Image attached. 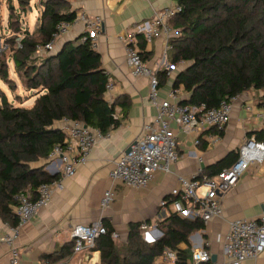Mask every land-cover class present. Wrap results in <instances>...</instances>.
Wrapping results in <instances>:
<instances>
[{"label":"trees","instance_id":"trees-1","mask_svg":"<svg viewBox=\"0 0 264 264\" xmlns=\"http://www.w3.org/2000/svg\"><path fill=\"white\" fill-rule=\"evenodd\" d=\"M174 1L182 12L169 22L177 35L168 39V62L174 69L180 68L171 87L186 95L180 103L203 113L248 91L261 93L264 100V30L258 29L264 21V0ZM18 2L19 7L25 4ZM40 5V27L32 34L25 31L20 47L10 57L17 79L35 92L34 102L30 108L20 102L14 105L0 90V221L11 226L18 225L13 210L16 198L29 194L35 199L41 185L60 177V173L46 171L53 148L65 140L57 128L59 121H76L105 136L121 125L118 110L121 118L127 115L126 97L106 100L109 82L99 54L89 41L81 42V34L36 57L37 47L49 43L56 25L72 23L77 14L62 12L68 7L64 0H42ZM12 15L11 11L10 19ZM137 39V51L146 62L151 53L145 51L143 35ZM8 68L5 58L0 57V80L9 86ZM168 75L166 69L155 73L159 87ZM259 106L264 107V103ZM259 134L256 139L264 143V133ZM235 156L231 152L202 173L209 178L216 176L231 166ZM103 225L107 234L92 250L99 253V264H155L165 249L176 253L177 264H186L189 250L176 246L187 243L185 232L203 228L199 219L172 213L157 225L161 237L154 243L144 241L141 223L130 224L127 239L117 243L111 237L113 230ZM72 245L63 247V257L71 254Z\"/></svg>","mask_w":264,"mask_h":264},{"label":"crops","instance_id":"crops-1","mask_svg":"<svg viewBox=\"0 0 264 264\" xmlns=\"http://www.w3.org/2000/svg\"><path fill=\"white\" fill-rule=\"evenodd\" d=\"M68 7L64 13L84 11L89 17L102 19L96 52L111 90L105 95L108 102L119 97H126V118L117 116L121 125L109 131L93 147L87 162L78 167L72 177L61 176V166L51 161L46 167L49 174L60 173L62 188L54 192L50 203L40 209L26 224L20 227L16 242L21 264H43L67 262L69 264H99V253L84 251L63 257L61 250L73 242L71 229L79 224L100 222L108 224L119 241L127 239L130 224L147 223L157 229L164 218L173 213L171 191L180 189L178 178L192 179L199 170L202 172L233 152L238 157V150L247 140L254 139L264 125L256 119L255 113L262 108V94L248 91L239 96L232 104L228 124L223 131L206 128L191 131L187 127L173 125L178 160L171 168V174L157 171L153 180L143 189L135 190L121 182L111 183L109 172L119 156L136 140L146 125H152L156 109L149 102V80L144 77L134 78L125 61V46L128 36L132 35L134 46L138 50V35L148 29L154 14L164 6L174 4V0H64ZM81 26L76 25L69 34L60 39L57 48L64 41L73 40L81 34ZM165 40L155 39L146 44L145 51L151 53L146 63L156 73L168 70L166 83L160 87V97L165 99L171 90L173 81L180 69H174L168 62L169 51L165 52ZM180 101L186 97L180 89ZM122 102V101H121ZM128 103V104H127ZM264 136V135H263ZM211 137L219 141L211 142ZM232 158V157H231ZM198 159H201L199 162ZM234 161V162H235ZM233 162V163H234ZM232 163V164H233ZM231 164V165H232ZM106 190L114 193V199L107 209L100 208V200ZM165 201L166 207L160 202ZM222 218L213 219L202 229L184 233L187 243L180 242L176 248L189 250L205 247L221 263L223 244L217 236L223 237L230 222L247 219L254 220L264 213V162L249 168L239 179L235 187L225 195L222 201ZM184 218V217H183ZM6 223H1L2 227ZM11 226V225H10ZM104 226V225H103ZM105 227V226H104ZM148 243V242H147ZM176 254V253H175ZM0 264H9L5 246L0 245ZM155 264H162L160 258ZM243 264H264V253L256 260H247Z\"/></svg>","mask_w":264,"mask_h":264},{"label":"built area","instance_id":"built-area-1","mask_svg":"<svg viewBox=\"0 0 264 264\" xmlns=\"http://www.w3.org/2000/svg\"><path fill=\"white\" fill-rule=\"evenodd\" d=\"M182 12L178 4H170L158 10L143 32L146 44H151L155 39L165 40V52L169 49L168 39L177 35L169 22ZM81 26V42L89 41L93 49L97 48L98 37L101 30L102 19L99 16L89 17L84 11L76 14L72 23L60 22L56 25L51 39L47 45L37 47L36 54L50 53L54 50L56 42L67 36L74 26ZM133 36L127 38L125 46V61L134 78L144 77L149 80V102L156 109V116L152 125H146L142 135L130 146L128 153H122L109 172L108 179L111 183L121 182L125 186L139 190L146 188L153 180V174L161 171L171 174L172 166L178 160L176 150L175 133L173 125L187 127L191 131H200L206 128H214L218 132L223 131L228 124L232 111V104L239 96L230 100H223L218 107L201 113V110L180 103V89L170 90L167 97H160V87L152 68L143 62L134 46ZM18 47L20 45L18 44ZM112 88L110 83L106 89ZM256 119L264 125V108L255 113ZM57 128L64 135L63 145H56L49 159L58 162L61 166V176L72 177L79 166L87 162L88 155L103 135L87 126L68 119H62L57 123ZM219 141L218 137H211V142ZM201 162V159H198ZM264 162V143L254 139L247 140L239 147L236 161L227 169L209 178L200 176L199 170L192 179L178 178L180 189L171 191L172 211L181 217L191 220L199 219L203 225L213 219L223 216L222 201L231 191L246 171L255 164ZM62 188L58 179L50 184L41 185L36 192V198L31 199L29 194L16 198V206L13 208L18 216V225L4 224L0 227V245L6 247L9 264H21L20 254L16 242L20 227L26 224L37 212L46 207L55 191ZM114 199V193L106 190L100 200V208L107 209ZM168 203L160 202L161 207ZM186 206V207H185ZM185 209H187L185 211ZM139 231L148 243H154L161 237L160 231L141 223ZM107 234V229L100 223L75 225L71 229L73 241V253L81 254L91 251L96 241ZM116 240L118 235L111 234ZM222 257L221 263L212 262L211 254L205 247L192 250L190 259L186 264H243L247 260H256L264 253V213L254 220L239 219L229 223L227 233L221 237ZM162 264H177V256L174 251L165 249L159 257ZM43 264H69L67 262Z\"/></svg>","mask_w":264,"mask_h":264},{"label":"rangeland","instance_id":"rangeland-1","mask_svg":"<svg viewBox=\"0 0 264 264\" xmlns=\"http://www.w3.org/2000/svg\"><path fill=\"white\" fill-rule=\"evenodd\" d=\"M23 1L25 4L21 8L18 0H0V57L5 58L9 65V79L12 82L8 86L0 80V90L14 105L20 102L23 107L30 108L35 99L33 96L35 92L28 91L23 86L22 81L19 78L17 79L10 57L13 50L16 47L18 48V44L20 45L24 32L28 31L32 34L40 27V3L42 0ZM11 11L13 12L12 19L9 18ZM259 28L262 31L264 30V21L258 24ZM36 57L41 58L42 56L37 54ZM38 60L36 63H38ZM116 242L120 243L119 239Z\"/></svg>","mask_w":264,"mask_h":264},{"label":"water","instance_id":"water-1","mask_svg":"<svg viewBox=\"0 0 264 264\" xmlns=\"http://www.w3.org/2000/svg\"><path fill=\"white\" fill-rule=\"evenodd\" d=\"M129 152V147L125 150V153H128ZM52 175H54V174H52ZM215 257H211V261L212 262H215Z\"/></svg>","mask_w":264,"mask_h":264}]
</instances>
